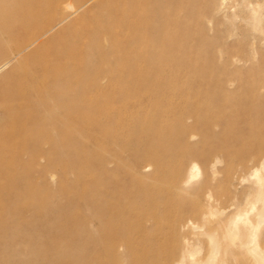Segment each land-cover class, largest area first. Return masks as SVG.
Returning <instances> with one entry per match:
<instances>
[{"label": "rangeland", "instance_id": "rangeland-1", "mask_svg": "<svg viewBox=\"0 0 264 264\" xmlns=\"http://www.w3.org/2000/svg\"><path fill=\"white\" fill-rule=\"evenodd\" d=\"M68 3L78 11L63 10ZM13 50L16 60L0 71V98L24 91L32 97L26 105L68 108L65 166L58 156L39 159L31 146L15 145L8 155L0 140V153L7 151L0 163L6 166L1 216L9 211L8 196L45 194L53 184L58 192L66 185L67 214L38 215L41 228L67 222V255L50 264H177L188 234L179 226L186 209L205 202L210 192L231 216L255 193L252 174L262 163L253 159L258 142L247 139V122L264 95V0H0V53ZM11 125L0 109V136ZM170 130L173 141H163L160 133ZM142 134L155 151L142 150L140 163L130 167L122 153L125 139L114 138ZM176 139L182 144L174 146ZM120 163L130 174L133 168L142 173L148 196L115 205L126 213L136 206L138 222L115 227L119 237L105 236L91 204L106 192L103 177L115 175ZM194 163L201 174L187 186L190 197L183 208L170 205L158 189L160 174L170 181V169L179 165L185 181ZM51 169L58 177L44 174ZM12 240L14 246L0 249V264L36 263L18 254L31 245ZM187 245L206 248L195 237ZM237 260L229 257L228 264H246Z\"/></svg>", "mask_w": 264, "mask_h": 264}, {"label": "bare ground", "instance_id": "bare-ground-1", "mask_svg": "<svg viewBox=\"0 0 264 264\" xmlns=\"http://www.w3.org/2000/svg\"><path fill=\"white\" fill-rule=\"evenodd\" d=\"M62 9L70 12L78 11L71 3L66 4ZM54 11L57 12V9H54ZM61 23L62 21L60 23L54 22L53 24L58 26ZM45 34H48V31ZM16 52V50H13L11 55L0 53V71L16 60ZM259 85L264 88V83ZM24 100L32 101L31 95L28 96L24 91L15 92L0 98V109L9 114L12 124L11 128L0 136V140L6 143L4 147L9 148L8 155L13 154L11 149L15 145L31 146L35 149V154H38L39 159L53 162L55 161V156H58L59 160H61L60 166H65L68 141L71 138V131L63 122V117L67 115L68 108L62 105L60 108L47 110L42 105H26L23 103ZM258 102L257 108L252 112L251 118L247 122L251 128V134L247 139L258 142L257 150L252 151L253 159L262 163L261 168H256L252 174L255 193L247 199L242 208L231 216H227L226 211L216 205L217 200L210 192L205 202L197 204L193 210L186 209L187 219L180 221L179 226L181 229L186 230L188 234L184 236L185 246L181 253L182 261L177 264H228L229 257L236 259V262L238 261L237 259H242L246 264H264V95L258 97ZM57 110L62 116V118L59 116L60 120L62 119L61 121L55 118L56 113L54 111ZM21 114L23 115L20 116ZM45 128L55 130L44 137L35 135L38 134L39 130ZM160 137L163 138V141H173L175 137L174 131H163L160 133ZM117 138L125 139V144H121L122 153L123 155L127 154V158L131 160L129 161L130 167L140 163L138 153L142 152V150L146 151L147 149L148 151L146 152L148 153H154L155 151V145L145 143L147 139L144 134L139 138L117 136L114 139ZM175 143L173 144L174 146L182 144L178 139H176ZM45 145L47 146L46 151L43 150V147H46ZM169 153H171L170 150ZM173 154L175 155V152L172 153V156ZM1 155H3L2 151L0 160L2 158ZM176 155L179 156V153H176ZM188 157L191 158V154H188ZM2 161L3 159L0 163ZM2 165L0 166V174L6 171L5 164L2 163ZM157 166L163 168L164 164L159 161ZM7 167L11 171H15L16 164L9 163ZM125 167V165L120 163V167L116 166L115 175L108 173L106 177H103L101 187H104L106 192L98 194L95 201H92L91 204V207L98 213L96 220L105 236L113 235L114 237H119L121 233L119 229L115 230V227L125 225L126 221H131L138 216L135 215V212L139 213V209L136 206L126 213L118 211L115 205L122 201L128 206L133 204L131 198L137 197L145 200L146 196H148V190L139 181L142 173L133 168V173L130 174L123 169ZM170 171L172 180L166 181V177H164L166 173L160 174L158 189L165 191L164 193L169 197L170 205H182L181 208H183L184 202L190 197L186 193L187 186L198 178L201 174V169L197 163H194L193 168L186 175L185 181H181V167L179 165L174 166ZM44 174L50 175L53 179L56 176L58 177V172L55 174L53 169L48 170L47 174ZM55 189L57 188L53 184L49 185L45 194L38 192L25 195L24 197L16 194L8 196L7 205L9 211L4 216L0 215V249L14 246L12 237H15L19 240V242L14 240L17 246L31 245L28 247L24 246V250L18 253L21 258L26 260L50 264V261L59 260L67 255V248L64 243L67 236L65 231L66 219L63 223L59 221L47 222L46 228H41L39 223L40 217L38 215L40 214L47 219L49 216L55 217L58 212L67 214L71 208L68 203L67 192H65L66 185L61 183L59 188L61 190L58 192H55ZM160 191H157V193ZM0 198L3 203L5 201L4 198L2 196ZM150 198L153 200L156 196H151ZM57 217L59 219L63 218L62 216ZM19 221L20 223H26L25 226L27 227L15 228V225H17L15 222ZM132 221L137 223L138 218ZM106 231L108 232L106 233ZM193 237L198 238L206 245L205 250L201 247L195 248L187 245Z\"/></svg>", "mask_w": 264, "mask_h": 264}]
</instances>
